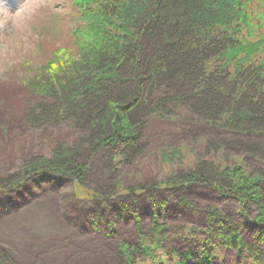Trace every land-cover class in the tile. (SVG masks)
I'll return each mask as SVG.
<instances>
[{
    "label": "trees",
    "instance_id": "1",
    "mask_svg": "<svg viewBox=\"0 0 264 264\" xmlns=\"http://www.w3.org/2000/svg\"><path fill=\"white\" fill-rule=\"evenodd\" d=\"M97 1L73 0L79 11L70 34L75 51L48 47L54 53L30 80L31 87L35 81L39 88H31L35 96L23 117L15 115L18 110L2 106L9 114L0 111V121L5 124L0 128V141H5L0 146V160H4L0 161V169L5 166L7 172L0 175V197H17L22 188L30 192L46 174L72 177L88 189L86 178L90 172L100 171L109 179L123 164L130 165L141 148L143 152L147 149L143 145L147 137L144 130L153 117L185 116L214 128L209 134L205 132L208 138L202 141L206 155L213 156L210 163H215L214 173L199 171L198 164L202 166L204 158L197 160L194 147L185 142L171 148L169 158L164 157L172 164L178 159L185 161L184 174L173 173L156 182L154 192L149 179L142 186L116 185L107 191L95 188L97 194L90 186L89 191L104 200L77 199L73 202L76 208L71 207L76 220L83 223L89 219L99 227L102 216L91 213L92 206H99L97 202L102 206L115 198L121 211H130L136 206L135 197L151 198L157 205L163 203L159 195L163 191L173 193L178 201L183 199L185 189L201 181L202 186L235 199L242 213L248 205H255L258 214L248 219L246 227H239L223 205L215 203L206 215L208 225L199 230L204 242L187 250L192 257L177 264H217L225 251H236L250 264H264V174L247 166L249 158L264 167V60L245 63L257 52H264V39L252 43L240 38L247 10L239 9L240 0H104L95 6ZM248 1L251 16L257 21L263 19L256 29L261 32L264 13L252 7L254 0ZM263 7L264 0H260L258 9ZM34 101L41 110L39 115L31 109ZM21 117L47 127L50 122H67L78 138L73 140V133L72 144L52 151L51 156L36 157L11 175L15 161L9 159L13 156L8 145L18 144L14 147L22 149L19 145L30 142L29 138H19L17 124ZM220 132L224 134L222 143L216 141ZM75 143L89 144L87 155L80 151L82 148L73 149ZM226 148L232 151L235 163L225 158ZM7 159L14 163L9 164ZM116 160L121 166L114 164ZM80 205L85 206L81 211ZM248 225L256 234L252 240L244 235L251 230ZM153 231L151 245L143 244L141 250L126 246V264H137L138 253L145 257L159 252L170 256L164 252L169 243L165 225L155 223ZM167 250L179 255L175 248ZM0 264L19 263L0 245Z\"/></svg>",
    "mask_w": 264,
    "mask_h": 264
},
{
    "label": "rangeland",
    "instance_id": "2",
    "mask_svg": "<svg viewBox=\"0 0 264 264\" xmlns=\"http://www.w3.org/2000/svg\"><path fill=\"white\" fill-rule=\"evenodd\" d=\"M98 1L104 2V0ZM98 1L95 6L101 5ZM249 2L240 0L239 9L247 10L243 14L247 21L243 25L241 23L243 31L239 35L240 38L258 43L264 39V29L261 32L256 31L263 19L257 21L251 16L252 10L248 8ZM259 3L260 0H254L252 7L264 13V7L258 9ZM73 4V0H0L1 112H5L2 107L5 105L6 110H18L15 114L17 117L25 114L29 107L28 103L35 96L31 88L34 85H36L35 88H39V84L35 81L31 87L30 80L35 77L38 70L45 66L54 53L48 47L75 51L70 34L72 28L76 26L79 11ZM247 60L246 64H249V61L253 63L255 60L258 61L255 63H259L260 60L263 62L264 52L259 51ZM33 103L31 109H34L35 115H39L41 113L38 109L39 105L36 101ZM29 112L31 113V110ZM30 119L32 123L29 122L28 117L27 119L22 118L17 124V132L21 136L19 138H29L30 142L25 141L26 145H19L22 149L18 146L14 147L18 144L8 145L10 146L9 152L12 150L9 154L13 156L9 159L15 161L14 163L6 160L10 162L9 164L14 163L11 173L24 169L36 157L51 156L53 152L72 144L73 140L76 141L78 138L77 131L69 129L67 122H50L47 127L34 124L35 121ZM4 126L5 124L0 121V128ZM213 129L205 122H194L185 116L153 117L144 130L147 134L143 141V145L147 147L144 152L141 148L139 156L135 157L130 165L122 163L121 169L117 167L119 170L115 171L116 173L108 175L110 176L109 182H107L108 177L100 171L97 174L90 172L86 180L93 182L91 188L96 193L98 191L95 188H103V191H107L105 189L112 190L116 185L142 186L147 183L145 181L147 179L152 183L156 180H163L173 173L184 174L185 161L178 159L172 164L169 160L165 161L164 157L169 155L167 153L171 148L185 142L191 143L194 147L192 150L197 160L199 157L204 158L202 159L203 165L198 164L199 171H205L211 175V171L215 172V163H210L213 156L211 153L206 155L202 141L208 138L205 135ZM205 132L208 133L205 134ZM218 134L216 141L222 143L220 139H223L224 134L223 132ZM73 135L76 139L72 140ZM13 136L14 134H11L9 137L13 138ZM14 139L17 138L14 137ZM4 143L5 141L1 140L0 146ZM72 146H74L73 149L82 148L79 150L87 155L88 144L77 146L75 143ZM211 150L214 149L211 148ZM226 152L225 158L229 157V162L232 161L231 158L234 157L232 151L226 148ZM98 159L99 156L94 161ZM118 161L116 160L115 163L113 161V163L119 165ZM247 161L250 169H257L258 172L262 171L261 173L264 174V167H259L249 158ZM5 168L4 166L0 169V172L2 171L0 175H7ZM106 168L109 171L108 166ZM162 168L165 170H160ZM48 179L49 176L46 174L39 179L43 182L41 186L33 185L36 189L30 192L28 190L24 192L22 188L17 193V197H0V245L7 249L19 264H126L127 259L123 253L126 251V246L140 250L141 241L143 239L148 241L152 234L153 221L156 223L160 221L165 225L169 237L167 249L172 247L181 252L194 249L203 243L198 230H203L208 225L206 215L215 203H221L225 212L231 215L234 225L239 224V227H246L248 219L253 220L258 214L257 206L248 205L242 213L241 206L235 199H229L223 195L226 193L204 188L197 183L184 190V194L181 195L182 200L174 203L170 201L166 209H161L159 206L155 208L152 201L139 196L138 205L135 208L132 207L130 215L126 214L123 220H117L119 215L123 214L118 200H111L114 202L110 207L105 204L96 207L92 204L95 206L91 207L93 210L91 213L95 216H102V224L96 228L89 219L83 223L76 220V214L71 207L73 205L76 208L73 202L77 199L89 202L91 198L102 200L103 197L95 196L94 192L89 191V187L88 189L81 187L73 181ZM223 181L226 184L224 178ZM227 184L229 185L228 182ZM136 195H140V192ZM134 199L137 200V197ZM160 199L165 202L161 196ZM84 208V205L78 206L80 211ZM131 213L138 216L142 227L137 224ZM70 215L71 217L68 218ZM155 217L157 219H154ZM249 227L251 230L244 228L246 230L244 235L252 240L256 234L253 228ZM109 230L114 233H110ZM120 244L125 246L121 248ZM152 249L155 248L152 247ZM167 249L165 248L164 252L170 256L159 252V255L156 254L154 257H145L144 254L138 253L139 257L136 262L137 264H177V257ZM222 254L221 259L216 260L217 264H250L238 257L236 251H225ZM188 264L194 263L189 261Z\"/></svg>",
    "mask_w": 264,
    "mask_h": 264
},
{
    "label": "bare ground",
    "instance_id": "3",
    "mask_svg": "<svg viewBox=\"0 0 264 264\" xmlns=\"http://www.w3.org/2000/svg\"><path fill=\"white\" fill-rule=\"evenodd\" d=\"M88 146H89V144H88ZM9 155V154H8ZM8 155H5L6 157L8 156ZM104 157V156H103ZM105 164V163H104ZM20 171V170H19ZM18 171V172H19ZM13 173V172H12ZM12 173H11V175H12ZM5 176V175H4ZM92 177L93 176H91V179H92ZM49 179H51V180H55V181H64V180H66V181H73L74 183H76V181H74L73 179H72V177H62V176H56V177H52V176H49ZM48 179V180H49ZM108 179V178H107ZM48 180H46V182H48ZM88 180H90V179H88ZM93 180V179H92ZM80 181V180H79ZM91 181V180H90ZM90 181H88L86 184L88 185V187H90V186H92V184H93V182H90ZM158 181H161V180H156L155 182H152L151 183V188H152V191H153V188L157 185V184H155L156 182L158 183ZM45 182V183H46ZM107 182H109V179H108V181ZM41 183H43V182H40L39 183V185H37V186H41ZM198 183V185L199 186H202V185H204V182H197ZM196 183V184H197ZM36 188V186H34V189ZM204 188H207V187H204ZM33 189V190H34ZM208 189V188H207ZM154 192V191H153ZM152 195L153 194H149V196L150 197H152ZM159 195L163 198V199H165V202H161V203H158L157 205H156V203L153 201V199H151V198H148V197H146V199H149L150 201H152V203H153V205L155 206V208H158V206L161 208V209H166L167 207H168V204L170 203V201H172L173 203L174 202H177V198H174L173 197V193H171V192H163V191H161V192H159ZM114 196V194L113 195H110V197H113ZM113 199H115V198H113ZM162 200V199H161ZM114 202V201H113ZM113 202H111V203H104V204H106L108 207H110L111 206V204L113 203ZM136 203V206L138 205V203H139V200H138V197H137V200L135 201ZM97 203H101V202H97ZM135 206V207H136ZM97 207V206H96ZM98 207H100V205L98 206ZM131 211H129L128 209H126V210H124V212H123V214L122 215H119V217L117 218V220L119 219V220H123L124 218H125V215L126 214H129ZM132 214V216L134 217V219L136 220V222H137V224H139L141 227H142V222H140V219L138 218V216L137 215H134L133 213H131ZM130 215V214H129ZM123 218V219H122ZM154 219H157L156 217L154 218ZM159 223H161L160 221H158ZM157 222V223H158ZM155 223L156 222H154L153 221V227H152V229H151V232H152V234L149 236V240L147 241L146 239H143V241H141V247H140V250H141V248L143 247L142 245L143 244H149V245H151L152 244V242H150V241H153V236H154V231H153V229H154V227H155ZM161 224H163V223H161ZM164 225V224H163ZM95 227V226H94ZM97 228V227H96ZM109 232L110 233H114L113 231H110L109 230ZM140 232H141V230H140ZM202 241H203V238H202ZM204 242V241H203ZM255 243L257 244V246L259 245V243L257 242V241H255ZM201 244L202 243H200L199 244V246L198 247H200L201 246ZM124 246V245H123ZM120 247H121V244H120ZM122 248V247H121ZM134 248V247H133ZM197 248V247H196ZM135 249H138V248H135ZM179 251V250H178ZM192 256H191V252H189V251H187V250H185V251H179V255L177 256V259L180 261V262H182V261H186L187 259H190ZM240 257V256H239ZM240 258H242V259H246V257L245 256H241ZM247 260V259H246Z\"/></svg>",
    "mask_w": 264,
    "mask_h": 264
}]
</instances>
